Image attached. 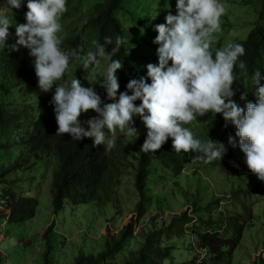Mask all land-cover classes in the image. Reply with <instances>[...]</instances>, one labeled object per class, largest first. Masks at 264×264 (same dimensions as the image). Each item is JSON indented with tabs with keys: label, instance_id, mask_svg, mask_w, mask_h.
<instances>
[{
	"label": "rangeland",
	"instance_id": "rangeland-1",
	"mask_svg": "<svg viewBox=\"0 0 264 264\" xmlns=\"http://www.w3.org/2000/svg\"><path fill=\"white\" fill-rule=\"evenodd\" d=\"M101 1L71 0L66 17L60 19L62 30L58 36L61 42L71 27L86 17L85 13L95 3ZM223 2L226 12L221 17V31L213 34L210 44L213 53L230 41L237 43L246 39L255 25H264L262 0ZM174 5L175 0H125L122 9L116 12L125 36L129 34V44L132 46L127 45V50L132 63L140 67L145 77V66L157 62L155 50L158 45L153 43L157 33L154 27L164 22L165 15L171 12ZM7 14L11 22L24 23L21 8L7 10ZM92 42L91 38L82 36L80 49H83V54L93 49ZM24 51L32 63L28 50L24 48ZM82 60L83 56L70 63L62 82L76 77L85 87H94L102 80V67L80 79ZM54 88L55 85L47 92L38 88L36 94H28L25 93V86H21L9 95L0 93V101L16 104L19 108L25 105L29 114L33 115L41 102L53 110L50 100ZM254 91L248 90L256 98ZM134 103L138 105L139 100ZM95 115L92 110H87L79 119L85 121ZM217 121L216 115L205 114L185 127L201 141L208 136L223 143L227 150L221 160L204 163L190 153L178 176L159 162H153L147 180L146 210L141 217L136 209L138 196L134 173L146 128L138 116L133 117L132 127L137 129L139 135L131 141L132 137L118 131L115 147L108 150L111 156L109 202L89 201L78 205L66 202L63 209L55 213L50 190L52 169L46 159L35 162L31 158L32 166L28 169L22 159L23 148H19L21 140L16 145H9L12 149L0 155V171L13 163L24 165L5 179L20 193L23 191L36 196L39 203L35 216L25 222L9 224L5 218L0 219V252L4 256L0 264H44L46 245L43 234L52 223L51 236H54L49 264H71L80 251L96 254L110 235L116 234L130 221L134 224V237L109 260L111 264H124L147 234L160 229H163V233L155 246L161 249L174 247L167 258L161 259L160 264H262L264 182L247 168L239 148L230 146L227 136L215 128ZM24 132L29 134L30 129L24 127ZM0 209H4L1 204ZM5 212L9 213L10 210L6 209ZM184 212L191 219L189 222L181 220ZM236 224L242 228L239 240L235 237ZM169 225L173 226L169 228ZM206 235L205 239L210 242L225 244L223 254L227 259H216L214 253L219 252V248L215 252L206 248L201 239ZM229 251L230 254L227 253ZM220 255L217 253L218 258Z\"/></svg>",
	"mask_w": 264,
	"mask_h": 264
},
{
	"label": "clouds",
	"instance_id": "clouds-1",
	"mask_svg": "<svg viewBox=\"0 0 264 264\" xmlns=\"http://www.w3.org/2000/svg\"><path fill=\"white\" fill-rule=\"evenodd\" d=\"M22 3L27 8L25 23L15 25L16 39L10 48L28 50L40 91L47 92L55 85L50 103L58 126L56 135L67 133L74 141L90 137L93 147L103 145L111 150L118 131L132 137L131 141L139 135L132 127L133 117L138 116L146 128L140 151L155 153L171 138L175 152H191L196 160L210 163L221 160L225 145L208 136L201 141L185 125L205 114L219 113L225 125L235 128L228 144L239 148L247 168L264 182V75L259 68L251 73L256 100L240 106L232 99V85L237 79L234 68L240 69L241 75L248 71L240 59L244 46L230 41L214 53L210 50L226 12L223 0H175L176 13H167L164 22L154 27L157 62L147 64L146 77L128 80L125 91L120 92L117 70L123 64L114 57L122 46L130 45L129 34L105 36L103 43L93 40L94 48L86 54L83 49H65L58 33L67 0H3L0 50L8 47L5 41L11 20L7 10L19 9ZM81 56L83 70L95 73L102 67L103 78L98 84L111 102L102 101L92 86L85 87L76 77L62 82L70 63ZM240 98L243 100L244 94ZM137 100L138 105L134 103ZM87 110L96 115L81 121L79 117Z\"/></svg>",
	"mask_w": 264,
	"mask_h": 264
},
{
	"label": "trees",
	"instance_id": "trees-1",
	"mask_svg": "<svg viewBox=\"0 0 264 264\" xmlns=\"http://www.w3.org/2000/svg\"><path fill=\"white\" fill-rule=\"evenodd\" d=\"M0 2H3V0H0ZM70 2L71 0H67V11L63 13L61 18L66 17ZM124 2L125 0H103L95 3L85 13L86 17L77 22L78 24L73 25L67 32L61 42L62 47L67 50H79L83 35L100 43H103L105 36L115 37L117 34L125 36L122 24L116 17V12L122 9ZM261 4L263 9L261 15L264 16V0H262ZM20 8L25 23L24 13L27 8L24 3L21 4ZM175 11L174 5L171 10L172 14H175ZM16 24L18 23L11 22L8 29L9 37L5 41L8 47L0 50V93L4 96L9 95L12 90L21 86H25V93L36 94L38 92L34 68L25 54L24 48H19L18 50H11L10 48L15 43ZM237 43H241L244 46L245 53L240 59L245 62L248 71L246 75H241L240 69L234 68L237 79L232 85L234 91L232 99L240 106H243L248 101L255 102L256 100L248 92L249 89L255 90V87L251 86V73L259 68L261 74L264 75V25H255L250 30L247 38ZM114 58H120L123 64L122 69L117 70L118 92L125 91V85L128 80L144 76L140 67L132 63L127 45L122 46ZM91 72V69H81L80 79ZM146 82L150 81L146 78ZM261 83H264V81H261ZM93 88L101 96L102 101L111 102L106 99V93L98 83ZM241 94L245 96L243 100L240 98ZM215 115L218 120L215 128L220 133H224L227 138L230 135L234 137V126L230 123L225 125V121L219 113ZM24 127L30 129L29 134L24 132ZM57 127L54 111L46 108L42 102L38 104L35 113L30 115L25 105L19 108L16 104L0 101V136L2 137L0 150L4 151L0 155L5 154L7 149H12L8 147L9 145H16L21 140L19 148H23L22 159L28 169L32 166V163H30L31 158H34L35 162L41 161L43 158L46 159L52 169L50 190L52 193V208L55 213L63 209L66 202L71 205L89 201L99 202L101 200L109 202L111 200V156L108 150H105L103 145L93 147L90 137L74 141L67 133L56 135ZM190 153L175 152L172 148L171 138L166 140L155 153L138 151L134 185L138 196L136 209L139 217L144 215L146 210L147 180L153 162H159L178 176L184 169ZM21 167H24V165L13 163L0 171V204L4 208L0 209V219L3 220L5 218L9 224H17L33 218L39 203L36 196L29 195L23 191L20 193L19 189H15L11 183L8 185L5 177ZM6 209L10 210V212L6 213ZM183 219L187 220V222L191 220L187 217L186 212L181 215V220ZM53 224L43 234L46 245V250L43 253L45 256L44 264H49V255L53 249L52 236L54 234L51 236ZM171 226L173 225L168 227L170 228ZM241 230L240 226L234 225L237 240L242 235ZM133 231L134 224L129 222L116 234L110 235L105 241L103 248L96 254L80 251L71 264H111L109 260L113 259L115 254L120 253L134 237ZM162 233L163 229H160L147 234L143 243L138 246L124 264H160L161 259L167 258L171 254V250L174 249L173 246H167L162 249L155 246ZM206 237L207 235L201 236L202 242L207 246L206 248L213 252L217 248L220 249L217 252L221 254L219 258L217 253H214L216 259L220 261L227 259L228 257L225 258L223 254L226 251L224 249L225 244H215L206 240ZM227 253L230 254V251ZM3 259L4 256L0 252V262Z\"/></svg>",
	"mask_w": 264,
	"mask_h": 264
}]
</instances>
